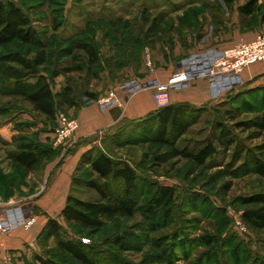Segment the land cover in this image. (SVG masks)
Instances as JSON below:
<instances>
[{
	"label": "rangeland",
	"instance_id": "1",
	"mask_svg": "<svg viewBox=\"0 0 264 264\" xmlns=\"http://www.w3.org/2000/svg\"><path fill=\"white\" fill-rule=\"evenodd\" d=\"M14 1L32 20L47 46L46 62L39 67L40 73L48 78L54 93L71 88L81 107H58L57 119L47 121L22 99L6 97L0 92V209L32 206L34 214L43 221L58 220L71 239L89 242L104 264H264V231H251L241 219L246 208L241 199L264 193V179L241 168L244 160L264 159V150H259L264 138L258 137L253 129L234 127L237 122L226 121L233 127L236 145L226 151L222 149L217 161L208 163L207 167L172 157L167 148L152 143L129 140L121 147H111L114 159L130 164L141 178L142 204L150 198V186L174 187L172 213L167 220L160 219L157 229L138 212L107 220L101 230L90 235L89 230L63 222L58 214L63 202L53 204L51 209L42 204L32 205L44 197L68 154L85 144L105 147V137L132 122L125 121L112 130L99 132L87 142L85 138L77 140L74 148L64 153L62 147L54 146V132L61 114L77 119L79 111L95 103L88 100L91 93L98 95L99 104L111 92L120 98L123 85L133 86L130 95L151 89L150 84L155 80L150 79L174 72L191 55L242 42L244 35L261 32L264 0H260L259 10L251 17H242L239 12V7L249 0ZM75 41L89 42L98 49L97 66L89 67L82 54L76 58L65 55V50ZM20 49L21 46L13 45L7 51ZM22 50L24 54L27 52L25 48ZM28 52L36 56L38 49ZM77 66L82 70L53 75ZM138 85L146 87L135 89ZM263 86L264 75L203 106L208 111L180 142V147L194 148L208 138H215L219 133L214 129L217 112L226 110L224 104H230V96L235 98L234 106L243 107L244 103L253 106L262 96L257 88ZM253 89L257 90L246 93L252 97L241 96ZM254 116L244 112L238 121ZM23 143L53 147L55 155L44 160L37 170L28 172L11 157L17 145ZM84 178L93 180L95 176ZM72 194L84 201L97 199L93 191L84 188L77 187ZM202 236H213L220 242L205 247L200 242ZM183 241L186 245L182 247ZM34 253H51L76 264L58 251L53 238L44 241L38 237L21 251L7 253L8 263L0 264H37Z\"/></svg>",
	"mask_w": 264,
	"mask_h": 264
},
{
	"label": "trees",
	"instance_id": "2",
	"mask_svg": "<svg viewBox=\"0 0 264 264\" xmlns=\"http://www.w3.org/2000/svg\"><path fill=\"white\" fill-rule=\"evenodd\" d=\"M259 2L260 0H249L240 6V15L253 16L259 10ZM261 22L264 26V9ZM13 45H19L21 49L7 51ZM46 47L23 8L14 0L0 1L1 95L22 99L30 105L33 112L47 121L54 122L57 119L58 107L81 106L75 101L71 88L66 87L63 91L54 93L48 78L40 73L39 67L46 62ZM24 48L27 50L25 54L22 52ZM32 48L38 49L36 56H30L28 51ZM77 54L85 56V62L89 67L97 66L100 62L98 49L89 42L75 41L65 50L66 56L76 58ZM80 70L82 68L77 66L62 72H54L53 75L58 77ZM257 89L262 96L255 100L253 106L246 103L243 107L234 106L235 101L232 99L235 98L231 95L228 101L230 104H224L226 110L217 112L215 118L214 129L219 132L218 135L215 138H208L202 145L194 148H182L180 142L185 139L191 128L202 120L208 108L196 107L187 102L170 104L145 117L133 120L126 127L115 129L105 137L103 141L105 147L92 146L81 156L72 177L71 193L60 213L63 222L89 230L90 235H93L104 227L107 220L118 216L130 217L141 212L144 219L152 223V228L157 229L160 219L167 220L172 213L176 195L174 187L159 184L150 186V198L142 204L144 194L139 189L141 178L130 164L114 159L110 154L111 147H121L129 140L133 143H152L167 148L172 157L189 160L198 167H207L208 163L217 161L222 149L229 150L237 143L233 138V127L228 126L226 121L237 122L234 127L239 129H253L258 137L264 138V86ZM257 89L243 92L241 96L252 97L253 95L246 93ZM87 97L92 102L98 100L97 94L91 93ZM1 112L2 110L0 114ZM244 112L255 116L246 121H238ZM131 136L132 138H129ZM16 148L11 157L28 172L37 170L44 160L55 155L56 150L53 147L32 143H23ZM259 150H264V144ZM241 168H247V173L264 179V159L261 157H254L251 162L244 160ZM81 173L82 177L79 176ZM91 175L95 176V179L85 180V176ZM77 187L93 191L97 199L84 201L75 197L72 193ZM241 203L246 207L241 215L244 225L253 232H263L264 193L242 198ZM38 238L44 241L53 238L58 251L76 264H104L94 254L89 242L71 239L63 225L56 219L51 218L47 221ZM200 242L205 247H213L220 241L213 236H202ZM180 245L185 246L186 241ZM33 258L37 264H69L51 253L46 255L34 253Z\"/></svg>",
	"mask_w": 264,
	"mask_h": 264
},
{
	"label": "crops",
	"instance_id": "3",
	"mask_svg": "<svg viewBox=\"0 0 264 264\" xmlns=\"http://www.w3.org/2000/svg\"><path fill=\"white\" fill-rule=\"evenodd\" d=\"M259 33L260 31H255L250 35H244L242 42H236L232 45H226L220 48L214 47L212 49L224 50L240 43L252 42L256 39ZM178 67L179 66H177L174 72L170 74L165 73L161 76L157 75L156 78L150 80L154 79L155 81L162 83L167 82L168 79L177 72ZM263 75L264 63L252 65L241 73V82L239 85H244ZM226 96L227 94H222L220 98H225ZM218 98L215 96L209 82L203 78H198L192 81L187 87L175 88L170 92L171 104L187 102L196 107H203L209 103L216 102ZM120 100L121 103L119 105H114L112 107L103 108L98 102H95L86 105L85 108L79 111L77 113L79 130L77 131L76 139L80 140L85 138V142H87L88 139L99 132L103 133L112 130L113 127L118 124L145 117L149 113L158 109L153 100V90L149 88L138 91L130 95L128 98H125L122 93L120 95ZM92 146L93 145L91 144L81 145L76 151L68 154L60 167L56 170L53 183L47 188L44 197L32 205L39 207V205L42 204L51 209L53 204L63 202L62 207H60L58 211V214L61 213V210L66 205L67 198L71 193L72 177L77 169L80 158L83 153L91 149ZM18 208L24 210L28 209L30 214L35 217L36 222L28 230L18 227L0 237V262L5 261L8 263L7 253L21 251L25 244L32 242V240L38 237L48 221V219L43 221L42 217L35 215L32 206H19ZM20 255L21 254L19 253L18 256ZM18 260L19 258H16V261Z\"/></svg>",
	"mask_w": 264,
	"mask_h": 264
},
{
	"label": "built area",
	"instance_id": "4",
	"mask_svg": "<svg viewBox=\"0 0 264 264\" xmlns=\"http://www.w3.org/2000/svg\"><path fill=\"white\" fill-rule=\"evenodd\" d=\"M258 63H264V29L252 42L240 43L224 50L208 49L191 55L179 65L177 72L167 82L154 81L150 84L153 90V100L158 109L167 107L171 104L170 92L173 89L187 87L198 78L207 80L218 98L222 94H229L239 86L241 73L246 68ZM132 87L123 85L120 91L124 93V96L130 95V91H133ZM143 87L146 86L138 85L135 89L141 90ZM129 88L131 89L129 90ZM120 103L121 100L115 92H111L109 96L99 101V105L103 108ZM78 130L77 119L61 114L54 132V146L62 147L64 153L73 149L77 142ZM35 222V217L30 214L28 209H0V237L18 227L28 230Z\"/></svg>",
	"mask_w": 264,
	"mask_h": 264
}]
</instances>
